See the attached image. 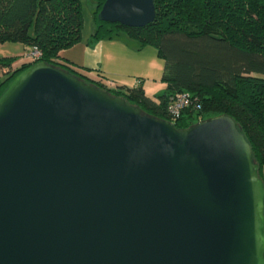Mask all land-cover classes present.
<instances>
[{
    "label": "water",
    "instance_id": "obj_1",
    "mask_svg": "<svg viewBox=\"0 0 264 264\" xmlns=\"http://www.w3.org/2000/svg\"><path fill=\"white\" fill-rule=\"evenodd\" d=\"M258 168L229 114L178 128L37 60L0 94V264H264Z\"/></svg>",
    "mask_w": 264,
    "mask_h": 264
},
{
    "label": "trees",
    "instance_id": "obj_2",
    "mask_svg": "<svg viewBox=\"0 0 264 264\" xmlns=\"http://www.w3.org/2000/svg\"><path fill=\"white\" fill-rule=\"evenodd\" d=\"M103 1L95 0V26L86 43L123 32L138 47L152 45L163 60L161 89L148 94L140 78L134 85L108 86L60 55L82 38L81 0H0V43L20 42L26 51L37 47L42 53L34 61L23 59L26 51L0 55V94L20 71L44 60L178 128L226 113L250 143L264 182V0H153L155 17L142 26L100 19ZM181 92L189 102L176 114L168 104Z\"/></svg>",
    "mask_w": 264,
    "mask_h": 264
},
{
    "label": "crops",
    "instance_id": "obj_3",
    "mask_svg": "<svg viewBox=\"0 0 264 264\" xmlns=\"http://www.w3.org/2000/svg\"><path fill=\"white\" fill-rule=\"evenodd\" d=\"M93 28H91V32ZM88 35L82 37L79 42L72 46L62 49L60 55L78 65L89 68L88 72L91 75L94 76L98 73L106 79L112 80L115 84L130 86L138 82L134 77L146 78V81L142 80V83H145L143 85L148 94H153L164 86L163 81L156 79V77H161L163 71V63H159L156 59V50L145 49L148 45L138 47V43H131L121 37L103 38L93 46H89L86 43ZM28 48L24 45L20 54ZM147 53L151 64L144 60V55ZM19 62L20 60H17L15 63ZM128 77L135 79L133 84L129 83Z\"/></svg>",
    "mask_w": 264,
    "mask_h": 264
},
{
    "label": "rangeland",
    "instance_id": "obj_4",
    "mask_svg": "<svg viewBox=\"0 0 264 264\" xmlns=\"http://www.w3.org/2000/svg\"><path fill=\"white\" fill-rule=\"evenodd\" d=\"M95 5H96L95 0H81V9H82V14H83V25H82V28H81V36L82 37H86L91 32L90 31L91 28L95 26L94 17H93V9L95 8ZM115 37L125 38L129 42L134 43V44L138 43L137 40H135L134 38H131V37L130 38L127 37V35L125 33H123V32H121L119 35H117ZM23 48H24V45L22 43H20V42L6 41V42H3V43H0V55L20 54L23 51ZM145 49H148V50H151V51L156 50L152 45H148ZM157 56H156L157 61L159 63L160 62L163 63L161 57H159V56L157 57ZM144 60H145L146 63L151 64V61H150L148 53L144 55ZM154 72H156L155 69H154ZM97 75H99V74L96 73V76ZM2 76H3V72H2V69L0 68V77H2ZM134 78L142 79V77H134ZM134 78L128 77L127 80H129V83L133 84V82L135 80ZM156 79L161 81L160 77H156ZM142 80L146 81V78L142 79ZM143 84L145 85V83H143Z\"/></svg>",
    "mask_w": 264,
    "mask_h": 264
},
{
    "label": "built area",
    "instance_id": "obj_5",
    "mask_svg": "<svg viewBox=\"0 0 264 264\" xmlns=\"http://www.w3.org/2000/svg\"><path fill=\"white\" fill-rule=\"evenodd\" d=\"M41 50L37 47H33L26 52L23 53V59L28 61H34L35 59H38L41 56ZM96 77L100 78L102 82H104L108 86H114L115 83L110 80L106 79L105 77H100L97 75ZM189 97L187 93L181 92L176 95V97L168 104V108L173 113H179L181 108L188 104Z\"/></svg>",
    "mask_w": 264,
    "mask_h": 264
}]
</instances>
